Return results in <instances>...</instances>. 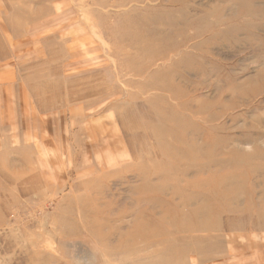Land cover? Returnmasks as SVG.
Here are the masks:
<instances>
[{
    "label": "rangeland",
    "instance_id": "1",
    "mask_svg": "<svg viewBox=\"0 0 264 264\" xmlns=\"http://www.w3.org/2000/svg\"><path fill=\"white\" fill-rule=\"evenodd\" d=\"M0 264H264V0H0Z\"/></svg>",
    "mask_w": 264,
    "mask_h": 264
},
{
    "label": "bare ground",
    "instance_id": "2",
    "mask_svg": "<svg viewBox=\"0 0 264 264\" xmlns=\"http://www.w3.org/2000/svg\"><path fill=\"white\" fill-rule=\"evenodd\" d=\"M89 1V0H88ZM92 1V0H91ZM66 3V2H65ZM126 3V2H125ZM106 4V3H105ZM114 5V4H113ZM74 6V5H73ZM63 7H64V5H63ZM103 7V6H102ZM84 8V7H83ZM99 8V7H98ZM62 10V9H61ZM102 10V9H101ZM114 10V9H113ZM252 11V10H251ZM97 12V11H96ZM92 20V19H91ZM89 26H91V25H89ZM211 27V26H210ZM205 33V32H204ZM181 41H183V40H181ZM180 41V42H181ZM171 42V41H170ZM169 42V43H170ZM168 43V42H167ZM183 44V43H182ZM166 51V50H165ZM166 53V52H165ZM164 56V55H163ZM156 57V56H155ZM162 58V57H161ZM141 73V72H140ZM178 94V93H177ZM166 95V94H165ZM188 104V103H187ZM176 107H177V105H176ZM184 109H185V106H184ZM187 111V110H186ZM190 111V110H189ZM200 192V191H199ZM196 194V193H195ZM203 194V193H202ZM209 216H210V214H209ZM243 219H245V218H243ZM239 220V219H238ZM244 221V220H243ZM245 223V222H244ZM226 224V223H225ZM229 224V223H228ZM205 225V224H204ZM207 225V224H206ZM205 225V226H206ZM233 225H235V226H226V227H223V229H224V231H225V229H227V230H232V229H239V230H241L240 228H242V227H246L245 225H243L242 226V224H233ZM215 226V225H214ZM214 226H212V228H215ZM223 226V225H222ZM210 227V226H209ZM173 228H174V226H173ZM251 229H256V227H254V225L253 226H251L250 227ZM206 229V228H205ZM222 229V228H221ZM233 231V230H232ZM235 231V230H234ZM237 231V230H236ZM255 235L256 234H258V233H254ZM206 261V260H205Z\"/></svg>",
    "mask_w": 264,
    "mask_h": 264
}]
</instances>
